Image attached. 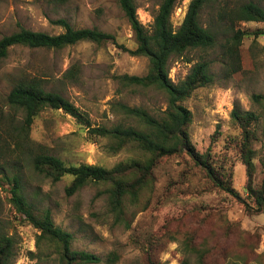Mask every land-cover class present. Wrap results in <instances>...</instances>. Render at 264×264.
Masks as SVG:
<instances>
[{"label": "rangeland", "instance_id": "rangeland-1", "mask_svg": "<svg viewBox=\"0 0 264 264\" xmlns=\"http://www.w3.org/2000/svg\"><path fill=\"white\" fill-rule=\"evenodd\" d=\"M140 22L152 30L154 15L163 0H134ZM192 0H179L171 23L177 31ZM264 0H210L200 23L216 37L212 48L187 49L171 58L168 77L174 84L187 78L194 65L209 63L212 80L196 89L181 104L191 111L185 131L196 150L249 204L250 184L264 188V110L252 100L264 96V23L239 21L232 15L243 4ZM66 19L74 28L98 29L135 50L137 42L118 0H0V39L21 27L58 35L63 29L52 21ZM237 31L245 33L233 63L229 44ZM235 72H233L234 69ZM147 57L134 56L112 41H84L62 49L15 46L0 60V236L13 239L9 264H58V255L38 240L40 231L12 202L11 189L20 183L32 211L50 210L54 223L73 235L72 248L107 257L114 264H264V213L249 211L229 193L216 188L206 172L182 153L160 158L150 185L127 197L126 222L117 223L108 208L109 184L91 182L73 195L66 191L73 178L53 181L37 172L31 153H48L67 165H99L112 169L150 154L130 144L113 151L112 141L89 132L118 125L144 129L120 105L140 108L161 121L168 110V95L156 86L126 84L121 76H146ZM23 77L44 79L45 90L75 105L86 124L62 110L47 108L29 133L21 131L23 113L10 107L7 97ZM261 116L253 142L254 174L249 179L241 160V130L232 122L234 108ZM30 153V154H29Z\"/></svg>", "mask_w": 264, "mask_h": 264}, {"label": "trees", "instance_id": "trees-1", "mask_svg": "<svg viewBox=\"0 0 264 264\" xmlns=\"http://www.w3.org/2000/svg\"><path fill=\"white\" fill-rule=\"evenodd\" d=\"M121 10L131 26L137 47L129 50L119 44L114 35L102 32L98 29L74 28L66 19L52 21L61 27L63 32L58 35H50L44 32H36L21 27L19 31L4 36L0 39V60L6 58L12 47L27 46L30 48L62 49L80 42L106 43L112 41L122 50L134 56L147 57L150 71L146 76H121L126 84L142 85L145 87L156 86L168 95V110L165 119H158L149 115L140 108H129L120 105L124 113L137 118L144 129L118 125L112 128L98 127L89 130L102 138L113 142V151H119L130 144L137 145L143 152L150 154L146 160L132 159L120 163L112 169L99 165L82 164L78 166L67 165L59 157L48 153H31V161L34 169L53 181H59L64 176L73 178L66 191L73 195L91 182L109 184L108 208L114 215L117 223L126 222V204L128 197L131 202H136L138 192L150 185L153 177V169L158 160L185 153L203 169L212 184L223 190L242 204L249 211L264 213V188L248 187L249 198L253 200L251 206L237 192L225 176L218 172L210 162L206 154L199 153L185 131L192 121V113L181 103L191 96L198 88L209 84L212 77L209 73V63L199 62L193 66L191 72L180 84H174L168 77V68L171 58L182 55L187 49L212 48L215 46V34L203 27L200 23L201 11L210 0H192L184 20L177 31L172 28L171 17L179 0H163L157 13L154 15L152 30H148L139 20L137 5L134 0H118ZM239 21H259L264 23V8L256 3H247L238 7L232 13ZM245 33L237 31L229 44V53L233 63L238 62L239 45ZM234 69V68H233ZM236 69L233 70L235 72ZM44 79L38 77H23L17 80V85L7 97L10 107L21 110L23 122L21 131L29 133L35 119L47 109L62 110L72 116L80 124H86L83 113L62 95L44 89L41 83ZM252 100L264 110V96L253 95ZM231 119L241 130L239 148L241 160L246 166L248 177L251 181L254 174V150L253 142L257 139L256 126L260 124L261 116L252 111H242L236 107L231 112ZM30 154V153H29ZM12 202L19 212L24 214L31 225L40 235L38 240L47 244L58 255V264H100L104 261L98 255L77 251L72 248L73 235L56 226L50 210H45L37 215L32 211L22 187L15 180L11 189ZM14 242L8 236H0V264H9L13 256ZM117 253H111L106 262L114 264L118 260ZM198 264H204L198 262Z\"/></svg>", "mask_w": 264, "mask_h": 264}]
</instances>
